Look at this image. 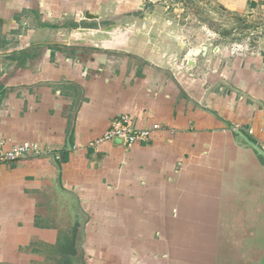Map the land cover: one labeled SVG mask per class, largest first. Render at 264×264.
I'll return each instance as SVG.
<instances>
[{"label":"crops","instance_id":"crops-1","mask_svg":"<svg viewBox=\"0 0 264 264\" xmlns=\"http://www.w3.org/2000/svg\"><path fill=\"white\" fill-rule=\"evenodd\" d=\"M169 1L0 0V141L40 150L0 163V264H180L262 215L264 0H207L203 43ZM124 116L148 137L104 139Z\"/></svg>","mask_w":264,"mask_h":264},{"label":"rangeland","instance_id":"rangeland-1","mask_svg":"<svg viewBox=\"0 0 264 264\" xmlns=\"http://www.w3.org/2000/svg\"><path fill=\"white\" fill-rule=\"evenodd\" d=\"M206 1L207 0L169 1V3H174V5L169 8L171 10L169 21L173 23L179 19L182 26V35L192 43H203L206 42L207 39H216L223 34H227L231 29L230 24L226 22V16L215 12ZM175 2H181L183 9L174 11L173 8L181 7V5L175 6ZM176 15H180V18ZM153 16H161V14L155 12ZM155 18L156 17H152L151 22L161 21L160 18ZM205 225L206 224L199 225V229H203L200 231V234H198L199 236L193 239L195 242H198V250L191 255H187L188 259H185L187 258L185 257L180 264H222L223 255L220 250L222 249L221 244L218 246L220 250V253H218L219 250H216L215 247L216 239L208 238V235L213 234L211 231L215 228L216 223L210 222L208 225ZM214 247L215 253L213 255L211 253L214 251ZM223 249L225 250V247H223Z\"/></svg>","mask_w":264,"mask_h":264},{"label":"flooded vegetation","instance_id":"flooded-vegetation-1","mask_svg":"<svg viewBox=\"0 0 264 264\" xmlns=\"http://www.w3.org/2000/svg\"><path fill=\"white\" fill-rule=\"evenodd\" d=\"M232 224L231 229L234 230H229L222 264H259L264 256H260L264 253V246L255 238L259 230H264V207L261 216L255 213Z\"/></svg>","mask_w":264,"mask_h":264},{"label":"built area","instance_id":"built-area-1","mask_svg":"<svg viewBox=\"0 0 264 264\" xmlns=\"http://www.w3.org/2000/svg\"><path fill=\"white\" fill-rule=\"evenodd\" d=\"M149 133L146 130H138L134 128L128 117L124 116L120 121L114 122L104 133V139H112L118 137L123 142L132 143L141 138L146 139ZM264 148V147H263ZM40 150L37 145L30 142H22L18 145L12 146L9 149L4 148V144L0 141V163L17 160L19 158L27 157L30 155H38Z\"/></svg>","mask_w":264,"mask_h":264},{"label":"water","instance_id":"water-1","mask_svg":"<svg viewBox=\"0 0 264 264\" xmlns=\"http://www.w3.org/2000/svg\"><path fill=\"white\" fill-rule=\"evenodd\" d=\"M97 15H93V14H89L88 12L85 13V17L86 18H94ZM201 51L200 48H192L188 51V55L190 56H194L196 54H198ZM191 63V62H190ZM236 135L248 146L250 147L253 151H255V153L259 156L262 157V159H264V148L261 147L259 144H257L256 142H254L246 133H244L243 131H241L240 129H234ZM54 163L57 165V162L55 160V157H52ZM57 182H59L58 178L56 179ZM76 200V198H74ZM258 235L255 238L257 240V242L261 241L262 242V246H264V230H259L258 231ZM261 235V237H260ZM84 240V221L83 220H79V227L77 229V239L75 242V248L77 250V253L81 254L82 250H81V244ZM79 264H83V261H81ZM259 264H264V257L260 260Z\"/></svg>","mask_w":264,"mask_h":264}]
</instances>
